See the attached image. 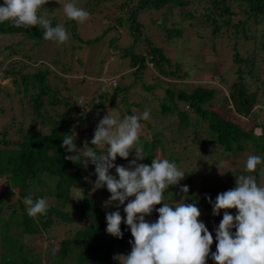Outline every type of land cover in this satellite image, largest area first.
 I'll return each instance as SVG.
<instances>
[{"label": "trees", "instance_id": "obj_1", "mask_svg": "<svg viewBox=\"0 0 264 264\" xmlns=\"http://www.w3.org/2000/svg\"><path fill=\"white\" fill-rule=\"evenodd\" d=\"M205 1L207 6L200 11L198 7H195V0H130L124 3L125 9L120 15L115 16L114 23L110 19L107 20L102 34L90 39H83L79 35L80 28L78 29L77 22L68 20L63 24L70 33V39L73 38L76 44L75 49L80 51L87 46L86 43L91 45L94 41L106 39L105 34L108 31V33L111 30L119 33L120 27L128 29L137 39L136 45L138 40L146 43L145 51L137 50L135 45L125 46L120 51V57H128L129 66L134 67L137 76L142 75L148 62H152L154 70L166 77L178 76L176 71L181 68L178 65L176 71H171L169 69L172 67L171 59L165 57L163 47L153 44L147 37L138 39L142 36L140 32L143 24L140 23L139 17L144 9L159 10L166 7L165 15H175L179 12L183 26L192 25L193 21L198 19L200 23L211 26L212 31L210 37H207L197 30L196 37L221 38L222 41L233 45L234 67L231 72L234 70L236 83L229 88L228 96H221V91L207 85H199L192 90L168 87L164 89L165 95L160 106L165 118L170 119V124L164 125L166 119H163L161 124L155 125L147 123L148 121H141L142 128L151 129L148 138H145V134H140L139 137V143L143 145L147 156L142 163L150 165L154 158L175 162L185 175V179L180 184L187 185L190 189L189 199L186 202L198 203L201 215L213 211L205 198L206 195L211 196L212 201L215 202L219 193L235 187V178L224 174L230 182L219 185L220 179L214 174L215 169L224 160L226 152H246L252 145L250 147L252 154L260 156L262 163L257 166L255 173H246L244 169L236 176L253 174L258 185L264 177L262 175L264 173V135H254L255 128L264 127V120L260 121V115L264 119V84L257 82L261 76V65H264V62L261 63L264 61V28L261 30V37H258L260 30L258 25L264 24V0ZM2 5L3 0H0V6ZM238 15V19L235 18ZM50 20L53 26L60 24L58 18ZM171 23L165 18L160 25L165 31V36L170 39L173 36L179 37L182 30L177 27L172 29ZM226 27L232 29L231 32H225L231 36L228 39L223 35ZM43 32L40 26L16 28L11 22L0 23V36L31 39L35 42L33 48L43 42L53 47V41L42 38ZM119 35L122 34L119 33ZM232 40L235 42L232 43ZM236 43L245 48L243 52H240L245 53V57L239 53ZM61 45L58 43L54 45L56 50L51 53H41L42 50H37L33 55L26 54L24 58L27 61H14L15 58H12L6 63L2 71L3 75L0 74V77L4 76L10 80L6 86L7 89L0 83V91L10 94L14 93L15 87H19L16 93L31 94L36 116L34 120L54 127L49 134L31 130L17 143L7 141L5 138L0 139V264H116L113 260L114 254H127L131 251L129 241L133 237L126 224L121 225L123 239L114 238L106 232V212L116 211L117 208L114 206L105 208V201L110 197L106 186L93 191V183L96 180L94 166L87 168L83 160L77 164L64 158L66 153L61 147L62 134L70 133L75 121L70 118L72 115L70 108L64 113L57 114L55 118L41 112L45 96L50 98V104L66 103V99H58V90L49 85V79L55 72L53 66L58 67L59 64L55 58L58 56L57 49L61 48ZM16 47L13 44L6 46V49L11 51V56L14 50L22 53V50ZM88 48L86 47V50L82 52H89ZM43 67L46 68L40 69ZM30 69L34 71L30 72ZM250 80H255L253 85ZM98 81L101 86L104 84L103 80ZM94 83L98 82L94 81L93 85ZM130 88L131 86L123 89L113 88L112 93H107V88L104 87L105 94L102 93L94 99L98 104L91 112L92 115L99 111L100 106L105 105L106 100H112L113 104L118 102V104L127 105L124 98L119 100V93ZM147 89L149 90V87ZM89 95L91 96V93L82 95L85 104L89 102L87 100ZM223 101L227 103L230 101L231 106L222 107ZM135 104L142 112L149 110L148 106ZM66 105L73 106L75 103H66ZM254 106L257 107L255 112H253ZM129 114L134 113L130 111ZM119 117L123 119V114ZM77 119L83 124L84 121H89L90 117L82 115ZM174 123L176 128L171 126ZM169 128H172V131L170 130L168 138L165 131ZM81 142L82 140L76 139L77 147H80ZM12 144L17 148H10ZM216 145L221 146L222 153L215 150ZM89 146H92L90 142ZM175 147L178 149L175 150ZM158 148H162L161 153H158ZM207 148L211 150L210 156L204 154ZM134 155V152L130 154L129 161ZM129 161L117 157L116 163L127 167ZM198 164L208 166L205 168L206 175L196 174ZM111 174L116 175L113 172ZM212 179L217 182H211ZM209 182L211 185L207 184ZM15 194L20 197L16 204H11L10 198ZM98 195H102L101 198ZM28 196H31L33 201L46 198L48 204L46 214L35 218L29 217L24 204V199ZM49 197L56 198V201L51 202ZM186 198H188L187 194ZM179 199V187H170L165 190L164 202L174 204ZM160 206L162 205L157 207ZM118 210L122 217L126 218L123 207ZM231 214L235 215V210H231ZM211 215L214 217L212 213ZM221 215H223L222 212ZM157 218V212L146 217L149 222ZM13 227L19 228V232L13 233ZM57 230L63 234L59 242L55 243ZM36 237L47 238L48 249L33 245V239Z\"/></svg>", "mask_w": 264, "mask_h": 264}, {"label": "rangeland", "instance_id": "obj_2", "mask_svg": "<svg viewBox=\"0 0 264 264\" xmlns=\"http://www.w3.org/2000/svg\"><path fill=\"white\" fill-rule=\"evenodd\" d=\"M69 2H73V0H49V3L44 6L49 11L47 13L48 18H58L60 24L67 22L68 19L64 15L61 6ZM74 2L78 7H81L90 13V17L85 23H77L78 29L80 28L79 35L83 39H90L95 38L98 34H102L104 24H106L107 20L110 19V21L114 23L116 19L115 16L120 15L123 9H125L124 3L130 2V0H74ZM195 2V7H198L200 11H203L204 7L207 6L205 0H195ZM166 10V7H163L159 10L144 9L142 11L139 21L143 24V29L141 28L140 35L142 36L138 39L147 37L148 39H151L153 44L163 47L165 57L171 59L172 67L169 69L171 71H176L177 66H181L180 70L176 71V75H178L176 77H166L161 75L157 70H154L152 62H148L147 68L143 70L142 75L137 76L134 67L129 66L128 57H120V51L125 46L129 47L131 45H135L137 50L141 49V51H145L146 43L138 40L136 45L135 41H137V39L130 34L128 29L121 27L118 29L119 33L122 34L121 36L117 31L111 30L110 33H108L109 31L106 32V39L103 38L101 41H94L91 45L86 43V47H89L87 49L89 52H82L86 50V47L82 51L75 49L76 44L73 38L70 39L71 37L69 38L70 42L68 40L61 45V48L58 47L56 52L58 56L55 58V61H58L59 64L58 67L57 65L53 66L55 72L49 79V85L52 86L53 89L55 88L58 90V99H66V103H75V105H69V107L66 103L60 105L50 104V98L45 96V103L41 107V112L48 117L55 118L57 117V114L64 113L70 108L72 114L70 118L75 120L74 125L76 126L75 131L77 133V139H79V141L82 140L80 147L78 148H83L85 140H88L89 142L91 141L99 120L107 114L108 110L119 120L122 119L119 117L121 114H123L124 118L125 116L130 115V111L137 115L143 113L138 108L139 106H135V103H140L144 105V107L148 106L150 110V118L147 120L148 122H145L155 125L161 124L163 119H166L167 121L164 122V125H168L170 124V119H168V117L165 118L160 106L165 95V88L169 87L192 90L199 85H207L215 87L217 90L221 91V96H223L227 95L229 88L236 83L234 70L231 72V69L234 67L233 54L235 50L233 49V45L228 44L227 41H222L221 38L203 39L196 37L195 34L197 33V30H200L203 35L210 37L212 27L200 23L198 19H195L192 25L186 24L183 26L181 22L182 17L179 12L175 15H165ZM43 14L45 13L42 8L40 10V15ZM238 17L239 15L235 18L238 19ZM165 18L172 22L170 24L172 29L177 27L182 30L179 37L173 36L170 39L165 36V31L160 26L161 23L165 21ZM258 28H260L258 34V37L260 38L264 24L258 25ZM172 29H169V31H172ZM231 31V28L226 27L223 30L224 37L227 39L230 38L231 36H228L225 32ZM233 38L236 40L234 36ZM234 40H232V43L235 42ZM11 44L17 46L16 48L21 49L22 53H18L17 50H14L11 56V51L6 49V46ZM44 44L45 43L43 42L38 47L33 48L35 42L31 39L26 40L19 36H0V74L3 75L2 71L5 68L6 63L10 62L12 58H15L14 61H27V59L24 58V55L26 54L33 55L37 50H42L40 51L41 53H51L56 50V42L53 41V44L55 45H53V47ZM236 44L239 53L241 51L243 52V49L245 48L239 43ZM59 50L60 52H58ZM240 54L242 57L246 56L245 53ZM262 62L264 61H261V63ZM45 68L46 67L40 69ZM33 71L34 69H30V72ZM260 74V80L257 82L264 84V65H261ZM98 80H103L104 84L101 86V83ZM94 81H97L98 83H94L93 85ZM254 81L255 80L250 82L251 85L254 84ZM9 82L10 80L6 79L4 76L0 77V83L3 87H6ZM126 86H131V88L119 93V100L124 98L127 105L118 104V102L113 104L112 100H106L105 105L103 107L100 106L99 111L96 112L95 115H92L91 112H93L94 107L98 104L94 99L102 93L105 94L104 87L107 88V93H112L114 90L113 88L123 89ZM148 87L149 90L147 89ZM18 88L19 87H15L13 89L14 93L10 94H6L5 91H0V139L5 138L7 141L17 143L22 140L24 134L31 130L41 132L42 134H49L54 127L47 123L44 124L41 121L40 123L34 120L36 116L33 111L31 94L23 95L16 93L15 91H18ZM84 89H87L88 91H85ZM35 91L37 90L35 89ZM90 93L91 96L89 95L87 98L89 102L85 104L82 95ZM76 98H79V100H75ZM229 106H231L230 101L222 104V107L224 108H228ZM115 113H117V115ZM82 115L90 117L89 121L86 120L83 124L80 123L77 118ZM95 119L96 124L94 125ZM263 120V117L260 115V121ZM171 126L174 127L175 123ZM170 130L172 131V128L165 131L168 138L170 136ZM4 133H6V135H4ZM150 133L151 129H148L147 127L141 128L140 134H145V138H148ZM2 146L4 147L5 145ZM251 146L252 145H250V147ZM9 147L13 149L17 148L14 144ZM250 147L246 152L225 153L224 160L221 161L219 164L220 166L214 171L216 177L220 179L219 185L230 182V179L225 178L224 174L228 175L230 178H235L236 175L242 173L245 169L247 157L253 155ZM176 149L178 148L175 147V150ZM221 149V146H215L216 151H220ZM161 152L162 148H158V153ZM204 154L210 156L211 150L208 148L205 149ZM91 166V164L88 166L86 165L87 168ZM205 168H208V166L198 164L196 174L199 176L206 175ZM114 171L115 170L113 169L112 172L115 173ZM211 182L215 183L217 181L212 179ZM207 184L211 185L210 182ZM259 186H264V177ZM101 196L102 195H98L99 198H101ZM18 197H20L18 194L13 195L10 198L11 204H16L18 202ZM49 199L51 202L56 201V198L54 197H49ZM211 213H213V211L203 213L201 215V220L213 234L214 243L211 251L215 252L214 229L219 225L223 215H220L219 217H211ZM19 230L20 229L17 227L12 228L13 233H18ZM62 234L63 232L56 231L57 238L55 239V243L59 242ZM33 240V245L36 247L48 249L49 241L47 238L36 237ZM207 264H214L211 257L208 258Z\"/></svg>", "mask_w": 264, "mask_h": 264}, {"label": "clouds", "instance_id": "obj_3", "mask_svg": "<svg viewBox=\"0 0 264 264\" xmlns=\"http://www.w3.org/2000/svg\"><path fill=\"white\" fill-rule=\"evenodd\" d=\"M48 3L49 0H3L0 23L11 22L16 28L40 26L44 40L64 44L70 33L63 24L52 25L44 7ZM61 7L66 18L78 24L90 17L74 0ZM42 8L45 14L40 15ZM256 110L254 106L253 112ZM149 118L147 109L119 120L108 110L94 130L91 147L88 140L83 148L77 147L75 125L70 133L62 134L64 158L93 165V191L106 186L110 197L104 206L117 208L106 212L107 234L123 239L122 223L130 229L131 251L114 254L116 264H207L209 257L214 264H264V186L258 185L254 175L241 174L235 176V187L219 193L215 202L206 195L213 216L219 217L223 212L214 229L216 250L212 252L213 234L201 220L198 203L186 202L190 189L180 184L185 179L184 172L168 159L154 158L150 165L142 163L147 156L139 143L141 121ZM254 135H264V127L255 128ZM133 151L135 155L129 161ZM117 157L129 161L128 166L118 165ZM261 163L260 156L249 155L245 172L255 173ZM113 169L116 175L111 174ZM170 187H179L180 199L174 204L164 202L165 190ZM24 204L27 215L33 218L46 214L48 209L46 198L33 201L28 196ZM120 207L126 218L118 210ZM231 210L236 214H231ZM153 212L158 213V218L149 222L146 217Z\"/></svg>", "mask_w": 264, "mask_h": 264}]
</instances>
